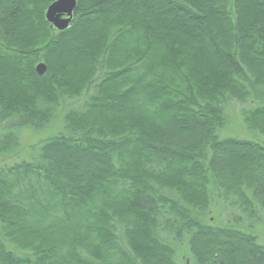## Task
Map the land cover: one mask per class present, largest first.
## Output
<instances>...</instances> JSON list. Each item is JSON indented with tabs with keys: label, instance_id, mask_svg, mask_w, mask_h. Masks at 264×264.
<instances>
[{
	"label": "trees",
	"instance_id": "trees-1",
	"mask_svg": "<svg viewBox=\"0 0 264 264\" xmlns=\"http://www.w3.org/2000/svg\"><path fill=\"white\" fill-rule=\"evenodd\" d=\"M54 1L0 0V120L41 130L88 95L66 134L0 171V264H178L180 246L264 264L253 225L208 218L213 195L253 223L264 211V144L217 134L232 99L264 137V0H77L63 32Z\"/></svg>",
	"mask_w": 264,
	"mask_h": 264
},
{
	"label": "rangeland",
	"instance_id": "rangeland-1",
	"mask_svg": "<svg viewBox=\"0 0 264 264\" xmlns=\"http://www.w3.org/2000/svg\"><path fill=\"white\" fill-rule=\"evenodd\" d=\"M88 95H84L82 98L77 100L63 99L56 108L55 119L47 128L41 130H33L29 126L25 125L23 121L15 120L13 126V132L18 133V144L13 148V151L1 154L0 153V171L6 167H10L21 161H27L29 156L33 151H31L32 146L35 144H41L46 142L53 136H58L59 134H66L63 130L64 124L62 123L63 116L71 110L77 111L82 110L87 102ZM252 102L250 104L240 103L237 100L228 99L223 106L224 114L227 119L226 126L219 130L217 133L220 139L223 138H234L239 140H246L252 142H260L264 144V137L258 135V132H254L245 122H243V112L251 109ZM9 121L0 120V134L5 133L4 131L12 127ZM20 132V133H19ZM1 136V135H0ZM215 199L212 201V208L209 212L210 224L213 226H223L224 224H234V218L237 219L239 216V222L242 224L239 227H249L253 225V232L259 238L260 243H264V211L259 213V221L253 223L245 215H243L241 209L238 206L232 204L231 201H224L221 198L220 202L217 201L216 196L213 195ZM223 210L220 211L222 208ZM232 212V213H231ZM231 213V214H230ZM238 225V224H237ZM165 235V234H163ZM167 241L171 242L170 239ZM10 250L11 247H8ZM17 255H21L20 252L15 251ZM178 264H194L185 247L180 246L177 250Z\"/></svg>",
	"mask_w": 264,
	"mask_h": 264
},
{
	"label": "water",
	"instance_id": "water-1",
	"mask_svg": "<svg viewBox=\"0 0 264 264\" xmlns=\"http://www.w3.org/2000/svg\"><path fill=\"white\" fill-rule=\"evenodd\" d=\"M76 7L77 0H55L48 6L44 17L51 29L63 32L70 27ZM34 70L43 77L47 67L43 62H40Z\"/></svg>",
	"mask_w": 264,
	"mask_h": 264
}]
</instances>
